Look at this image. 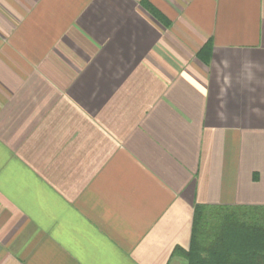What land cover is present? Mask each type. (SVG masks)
I'll return each mask as SVG.
<instances>
[{
  "label": "crops",
  "instance_id": "0c3cea01",
  "mask_svg": "<svg viewBox=\"0 0 264 264\" xmlns=\"http://www.w3.org/2000/svg\"><path fill=\"white\" fill-rule=\"evenodd\" d=\"M245 209L264 0H0V264H249Z\"/></svg>",
  "mask_w": 264,
  "mask_h": 264
},
{
  "label": "trees",
  "instance_id": "16d2710c",
  "mask_svg": "<svg viewBox=\"0 0 264 264\" xmlns=\"http://www.w3.org/2000/svg\"><path fill=\"white\" fill-rule=\"evenodd\" d=\"M204 50V49H203ZM243 212L239 214H235L234 218L231 220H228L227 222L224 220L219 219L218 224H217V230L219 235H215L214 239L215 244L213 246H207L206 248L203 249V251H200L198 253L199 255H208L217 249L221 248L218 243H222V241L225 240V232L226 229L228 230L230 227H234V229H239V230H246L247 234H245V239H248V247L244 249H238L239 251L234 253H229L228 252V258L232 257L234 261L237 259L244 258L246 261H248L249 264H256L257 260L261 261L263 256H264V212L258 213L257 211L250 210V209H245L242 210ZM199 221V220H198ZM196 222L195 224V234L198 229V223L200 227H203L200 222ZM214 226V225H213ZM237 242V241H236ZM235 242V243H236ZM215 253V252H214ZM236 263V262H235Z\"/></svg>",
  "mask_w": 264,
  "mask_h": 264
}]
</instances>
